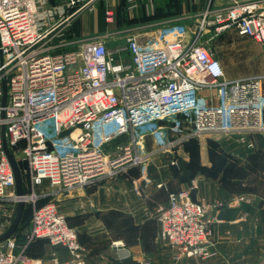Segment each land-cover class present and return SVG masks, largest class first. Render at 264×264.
Instances as JSON below:
<instances>
[{
    "label": "built area",
    "instance_id": "obj_1",
    "mask_svg": "<svg viewBox=\"0 0 264 264\" xmlns=\"http://www.w3.org/2000/svg\"><path fill=\"white\" fill-rule=\"evenodd\" d=\"M78 1L0 0V233L10 225L18 201L32 206L24 244L15 252L13 237L2 241L0 264H41L24 251L37 239L66 249L65 264L85 263L77 231L58 204H38L46 193L34 187L42 180L66 194L144 166L153 154L145 149L146 135L153 137L156 152L173 154L188 139L207 134L231 136L251 149V136L264 131V77L226 78L219 59L197 42L203 32L212 38L232 29L264 43V0H226L215 10L208 2L189 41L181 24L162 27L144 45L130 34L121 48L127 57L110 50L101 37L62 39L59 46L73 42L75 48L51 52L49 40L61 37L91 0L69 12ZM111 15L107 12V20ZM121 133L126 141L106 153L102 143ZM3 139L17 162H24L29 192H15ZM177 161L171 158L169 165ZM193 187L194 180L156 207L158 238L178 264H205L214 254L207 212L221 203L193 200ZM139 188L135 183L134 190Z\"/></svg>",
    "mask_w": 264,
    "mask_h": 264
},
{
    "label": "crops",
    "instance_id": "obj_2",
    "mask_svg": "<svg viewBox=\"0 0 264 264\" xmlns=\"http://www.w3.org/2000/svg\"><path fill=\"white\" fill-rule=\"evenodd\" d=\"M68 1L49 0V3ZM84 2L79 0L69 12ZM208 2L212 10L226 4V0H91L74 14L61 37L53 36L49 40L50 51L57 53L75 48L73 42L59 46L62 39L79 41L101 37L110 50H120L127 57L126 49L121 48L128 35L138 36L140 44L144 45L162 27L199 17ZM190 10L192 12H185ZM107 12L112 13L110 20H107ZM207 33L209 37L211 32ZM251 137L253 140L255 136ZM234 141L236 146L248 149L235 138ZM183 144L174 152L187 156L184 161L192 171L190 178L181 181L173 177L168 169L169 160L163 164L170 154L156 152L153 137L146 135L145 149L153 154L144 166H134L114 178L63 193L66 215L75 225L78 241L84 249V264H110L113 258L128 257L140 264L144 261L178 264L158 238L156 207L167 202L169 192L186 188L192 180L197 189V200L208 204L221 203L207 212V217L213 219L211 241L214 254L205 264H264L263 188L255 187L253 174L248 168L250 163L242 150L234 145L232 155L224 156L205 144L188 150ZM193 152L197 154V161L192 166L190 155ZM148 162L155 168L151 174L148 173ZM159 182L163 183L161 187L156 186ZM135 183L139 184V191L134 190ZM26 189L27 192L31 190L28 181ZM34 190L46 193L41 199L51 194L36 187ZM111 223L120 224L119 228L115 230L109 226ZM15 243L14 251L17 252L21 246L18 240ZM27 255L41 264H55L54 258L57 264H65L70 258L66 249L45 240L31 242Z\"/></svg>",
    "mask_w": 264,
    "mask_h": 264
},
{
    "label": "rangeland",
    "instance_id": "obj_3",
    "mask_svg": "<svg viewBox=\"0 0 264 264\" xmlns=\"http://www.w3.org/2000/svg\"><path fill=\"white\" fill-rule=\"evenodd\" d=\"M183 9H181L182 12ZM184 12V11H183ZM185 12H192L185 11ZM199 17H191L190 19L182 20L180 23L185 30V39L187 41L194 38L196 35V26ZM209 33L203 32L201 36L197 38V42H203L206 44L210 52L213 53L215 57L221 60V64L224 70L226 78L234 79L243 76H263L264 77V43L255 42L250 38L238 36L234 30L227 29L221 32L219 35L212 38L207 37ZM206 40V41H204ZM262 85H264V80L262 79ZM206 95V92H202ZM108 135V134H107ZM255 136V137H254ZM254 146L251 149H243L241 146L237 145L241 150L244 158L249 161V170L253 174V182L255 187L263 188L261 194H264V131L253 135ZM127 136L125 133L118 134L116 136H111L102 143L104 151L108 154H113L117 146L125 142ZM189 140V139H188ZM234 138L226 135L218 134H207L200 138H195L186 141L182 146L185 148L199 147L200 145H206L210 148H215L216 151L224 156H231L232 146H236ZM236 146V147H237ZM169 155V154H168ZM171 155V156H170ZM169 156L165 157L164 165L171 158H176L177 160L186 158L187 156L183 153L173 152ZM220 155V156H222ZM190 164L193 166L194 161H197V154L192 153L190 155ZM195 159V160H194ZM147 162V161H146ZM146 164V163H145ZM148 173L150 174L155 171L151 162H148ZM136 167H142V164ZM124 173V172H123ZM121 173V174H123ZM119 174V175H121ZM114 178V177H113ZM109 179V178H108ZM105 180V179H104ZM44 183V184H41ZM190 184V181H189ZM189 186V185H188ZM187 186V187H188ZM43 191L51 192L50 195L46 197L47 200L55 201L60 210L66 215V200L63 193L59 192L56 188L57 185L45 179L35 186ZM259 189V188H258ZM31 210L32 206L28 205L25 207V212L16 228L17 232L14 234V244L15 241L20 238V234L25 233L31 226ZM14 217V215H13ZM80 219V218H79ZM69 224L75 228L73 222L68 219ZM103 221V220H102ZM120 224L111 223L109 226H113L116 230L119 228ZM16 237V238H15ZM16 239V240H15ZM15 249V245H14Z\"/></svg>",
    "mask_w": 264,
    "mask_h": 264
},
{
    "label": "water",
    "instance_id": "obj_4",
    "mask_svg": "<svg viewBox=\"0 0 264 264\" xmlns=\"http://www.w3.org/2000/svg\"><path fill=\"white\" fill-rule=\"evenodd\" d=\"M1 58L2 57H1V53H0V62H1ZM2 90H3L2 104H4L5 99H6V84L4 82H3ZM67 132L68 131H63L61 135H65V134H67ZM3 150L5 152V155H6L8 162L10 164V167L13 171L14 180H15V192L17 195H21L24 193L23 178H22L21 170H20V167L18 165L16 158L8 149L7 144H6L4 139H3ZM168 169H169V171L173 177H176L181 181L183 179L190 178L192 175V171L187 167V163L183 159H179L176 163L170 164L168 166ZM196 192H197V189L195 187H193L191 189V198L193 200L196 199ZM23 208H24V203L22 201H18V203L15 206L14 217H13L10 225L8 226V228L5 231L0 233V243L2 241L12 237V235L14 234V232L18 226V223L21 219Z\"/></svg>",
    "mask_w": 264,
    "mask_h": 264
},
{
    "label": "trees",
    "instance_id": "obj_5",
    "mask_svg": "<svg viewBox=\"0 0 264 264\" xmlns=\"http://www.w3.org/2000/svg\"><path fill=\"white\" fill-rule=\"evenodd\" d=\"M236 33V32H235ZM239 36V35H238ZM243 37V36H242ZM192 139H195V138H190L189 140H192ZM189 140H187V141H189ZM186 142V141H185ZM184 142V143H185ZM18 165H19V167H20V169H21V172H22V178H23V189H24V191H27V189H26V183H27V177H26V174L23 172V170H24V162H18ZM46 201V199H41V200H39L38 201V204H40V203H42V202H45ZM26 206H28V204H25L24 205V208H23V212H22V215H21V218H22V216H23V214H24V212H25V207ZM21 220V219H20ZM20 222V221H19ZM19 224V223H18ZM69 224V223H68ZM16 232H17V230H15V232H14V234H16ZM14 234L12 235V237L14 236ZM37 240H45V239H37ZM37 240H35V241H37ZM45 241H47V240H45ZM24 242H25V233H22V234H20V238L18 239V244H19V246H21L22 244H24ZM32 242H34V241H32ZM30 244L31 243H29L27 246H26V248H25V253L27 254V251H28V248H29V246H30ZM110 264H140L139 262H137L136 260H134V259H132V258H130V257H128V258H121V259H118V258H116V259H111V263Z\"/></svg>",
    "mask_w": 264,
    "mask_h": 264
}]
</instances>
